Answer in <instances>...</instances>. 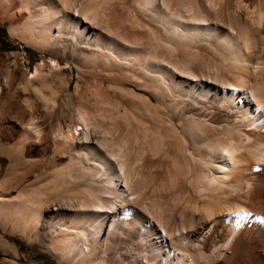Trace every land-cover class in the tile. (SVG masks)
Segmentation results:
<instances>
[{"label": "bare ground", "instance_id": "bare-ground-1", "mask_svg": "<svg viewBox=\"0 0 264 264\" xmlns=\"http://www.w3.org/2000/svg\"><path fill=\"white\" fill-rule=\"evenodd\" d=\"M114 1L115 0H1L0 3L4 9L12 10L8 16H9V19L15 23V26H16L15 28L18 31L17 34L19 35V38L21 37L26 42L31 43V45L35 46L38 49L47 48L49 50L51 49L52 52H55L57 54L65 53L69 56V58L72 57L75 61L79 59L81 60L82 58V60L84 59L88 63L91 61L92 63H94L93 61L97 62L95 60L96 59L95 49H97L98 47L100 48V46L105 47L104 45L110 46L113 43H115L114 45H118L116 43L119 42L120 44L119 47L120 48L123 47V54H124V49H125V53L127 51V54H124L123 55L124 57L120 55L122 57L121 58L118 55L119 52L115 51V53L118 55L116 57H120V59H117L116 57H114L116 54L113 53V57L117 59V61L114 62L113 67L121 72L126 71V73L130 75V77L135 78L132 80L133 83L131 86L120 85V88L124 87L125 90L129 94L136 95L137 97L141 98L143 101L149 103L153 99L151 100L150 99L151 97H149L146 93L141 92V91H136L134 88H140L142 90H149L153 93V90L151 88V83L158 78L156 75L157 73L156 69L157 68L161 69L162 67L159 64V62L148 59L149 56L141 54L140 53L141 49H139L138 46L133 45V44L138 43V40H140L141 36H143L144 34L143 32L145 28L144 21H146L145 23H148V25L152 27L154 26L158 27L159 25L158 22L157 24L155 22V20L158 21V19H155L158 16H156V14H153L156 16L155 18L153 17L154 18L153 21L155 23L151 19L148 20V18H146L147 17L146 15L143 16V17L146 16L145 17L146 20L140 19L142 18L140 15L141 13L138 14L140 15V18H139L140 20H136L134 16L132 17L131 16H121V17L117 16L115 12V2ZM179 1L176 0L177 6H179L178 4L181 3V0ZM225 1L231 2L232 0H225ZM236 1L238 3V1L240 0H236ZM251 1L250 3L253 4L254 2H251ZM168 2L169 0H153L152 2L153 4L151 3V5H153V8L151 7L152 11L156 12L159 9L161 10V8L164 9L166 5H168ZM173 2L176 4L175 1H172V3ZM208 2L209 1L207 0H194V4H192V7H193L192 9H196V13L191 15V18L192 20H194L193 22H194V25H196L195 26L196 28L208 27V21H209L208 19H211L208 17H212L213 15L214 16L216 15V14H213L212 16H208L210 14V11H212L210 10L211 6L209 5ZM260 2L262 1H259L258 5L261 4ZM226 4L227 3H225V5ZM130 5L132 6V4ZM141 5L143 6L144 4L142 3ZM147 5L148 4L144 6H147ZM244 5H247V4H244ZM244 5H241V6L244 7ZM136 6H133V7H136ZM170 7H168V9H172L173 11V8H175L176 6L172 8ZM261 7L264 8L263 5ZM261 7L258 6V9ZM147 8L148 7H146V9ZM211 8H213V6ZM224 8L226 9L227 6H225ZM256 8L254 9V6L253 8H251L254 14L257 13L255 12ZM138 9H137V13L139 12ZM140 9H141L140 12L144 10L143 8H140ZM237 10H233L232 12L230 10V12L232 14L233 12H236ZM245 10L247 11V8ZM145 11H143V14L145 13ZM213 11H214V8H213ZM248 11H250V9ZM248 11L247 12L244 11V12L248 13ZM175 12H177V10ZM178 12L180 13L181 10H179ZM183 12L184 10L182 9L181 14H183ZM223 13L225 14L224 11ZM261 13L262 12L259 13L260 19H261ZM167 14L169 13L167 12L166 15ZM224 14L223 16L225 17ZM237 14L239 15V11ZM241 14L243 15V13ZM248 14H245L244 19H246L245 17ZM166 15L164 17H166ZM232 15H231V18L229 19V20H232V22L230 21L231 24L229 22L228 23L232 27V23L234 22L233 18L235 17V24H233V27H232L233 29L235 25L238 26L239 23L242 25L243 29L241 25L240 27L236 26L237 28H241L242 31L248 29L247 27L249 25L245 23L248 20L247 21L245 20V22L242 21L243 24L241 22L236 24L237 19L238 20L240 19L239 17L236 18L237 16L233 17ZM252 15L253 14L251 15L249 14L248 15L249 17L248 16L247 17L251 20L250 16ZM255 15L256 17L258 16V14H255ZM170 16L172 17V15ZM185 16L187 15H184V17ZM181 17L182 16H180V18ZM256 17L254 19V15H253V20H255V22H256ZM186 18H189V16ZM164 19L167 20L168 18L167 19L164 18ZM221 19L222 18H220L219 20ZM192 20L189 21L187 19L188 22H192ZM176 23H173V24H176ZM180 23L181 22H179V24ZM244 23L247 27L244 26ZM225 26L226 28L228 27V25H225ZM252 26H254L253 28L256 27L254 23ZM157 27H154V28L157 29ZM245 27L247 29H245ZM241 29H236L233 31L241 32ZM255 29H257V27ZM158 31H161V30L158 29ZM158 31H156V33ZM233 31L231 32L233 33ZM250 31L254 33V29H251ZM235 34H239V33L235 32ZM249 34L251 36L254 35V34H251V32ZM241 35H244V33ZM256 35L258 37L256 36L257 38H254V41L256 39L257 40V42L255 41L256 43H259V41L261 43L262 41L259 40L260 38H262L261 36H259L261 34L259 33L258 35L256 33ZM242 37H243L242 39L243 41L242 40L241 41L243 45L247 46L249 44L248 43L249 40L251 39L250 36L248 37L247 34H245ZM31 39H33L35 43H33L34 41L30 42L29 40ZM224 40L225 42L229 43V39H224ZM219 44H220L219 46H221V43ZM262 45L264 46V44ZM237 47L238 46H236V48ZM223 48L224 46L222 44V49ZM252 49L254 50V48ZM227 50L228 49H226V52ZM249 51L251 52V50ZM231 52L234 53V51H231ZM237 52L239 51L237 50ZM257 52L258 51L254 53L257 55L258 54L260 55V53H257ZM240 54L242 53L240 52ZM255 54L252 55L254 58L255 56H257ZM235 57H238V56H235ZM261 60H263V58ZM238 61L239 59L237 60V62ZM250 61H247V64H249L248 62ZM87 62L85 63L87 64ZM242 62L243 63L241 62L240 63L245 64L244 61ZM259 62H262V61L259 60ZM77 65H79V63ZM100 65L97 67H100ZM155 67L157 68L155 69ZM263 67H264V64H263ZM164 69H166V66L164 67ZM240 71L241 70H239V72ZM261 71L262 70L258 72L263 73L264 70L262 72ZM248 72L249 71H247V73ZM234 74L237 75L235 72ZM197 75H195V77H197ZM230 75H232V73H230ZM165 76L166 75L162 77H165ZM172 76L178 82L181 81V82L186 83L187 86H193L195 89L194 88L192 89L195 90V92L194 91L193 92L195 95H197L196 97L208 98L207 95L209 94V92L213 91L212 97H209V99L206 100V102H203L205 100L195 101L196 103L190 105L187 108V110H185L186 112L189 111L190 115L185 114L184 116H180L179 118L175 119L176 121L174 122L173 127L176 133H178L182 138H185L188 145L189 144L191 145V141L193 140H190L189 136L186 135L189 132L188 130H187L188 132H186V129H187L188 122L193 121L195 123L210 125L211 127L215 129L214 132H216V135L218 136L217 138L218 140L215 139L217 140V142H215L216 144H214L211 141L212 144H214L213 151L216 150V152H214L215 154L213 153L214 156H212V157H215L214 158L215 162L214 164H212L213 166L211 167L212 176L215 178L214 179L213 177L211 178L213 180L216 179L215 181L216 182L218 181L219 184L217 185L216 188H211L212 185L210 187H205L206 186L205 185L203 188V184L200 183L202 187L199 186L198 189L202 188V190L200 189L201 191L196 190V189L194 190L193 188L195 187L191 188V193L193 195V203H192L193 210L190 213H187L189 212L187 211V209L184 212H182L183 216H186L189 218V219L188 218L186 219V220H189V225L187 228V226L185 225L183 221L180 223V229L182 230L186 228L187 229L186 233L191 235L190 236L191 239H192V235H194L195 240L199 243V248L196 250V247H195V251L185 256L187 257V259L183 258L181 264H212L216 259H222L228 264H233L234 260L240 255H244L243 257H245V261H246L245 264H264V187L262 186V184L264 183L262 182L264 181V119H262V116L264 117V93L262 92V93L255 94V92H249V95L248 94L246 95L243 92L244 89L243 87H241L242 85L240 86V84L242 83L239 84L237 83L238 81H236V83L231 81L232 83H229V84H219L213 79L212 80L208 79L207 78L208 76L206 78L203 77L200 79H198L199 77L197 79L194 77L195 78L194 79L192 76L189 77L190 75L187 76L186 74L184 75L179 72L175 73ZM200 77L202 76L200 75ZM245 77H242V78H245ZM121 80H122L121 78H118V79L110 78V81H113L116 83H121ZM244 85H248V83ZM181 90L182 89H180V91ZM166 92H164V94ZM94 94L96 96L95 101H99L100 98L103 97V93L97 88H94ZM181 94L183 93L181 92ZM170 96L171 94L169 95V97ZM232 97H235L234 100L236 101L237 105L239 104V106L237 107L242 108L244 112H246L247 109L248 110L250 109L251 111L250 121L246 119L248 122H243L244 120L241 121L240 119H236L235 116L233 115V112H231V109L229 110L228 108H217L216 111L212 110L215 101L217 102L218 100H223V99L226 100L229 98L231 99ZM191 100L193 99L191 98ZM173 101H174V98H173ZM180 101L182 102V99ZM171 102L172 101H170V103ZM231 103L232 102H229L227 107L228 106L230 107ZM14 105H15L14 102L11 103L10 101V103H8L7 105H4V108L0 107V110L5 109L8 106L13 108ZM171 105L172 104H170L169 107H171ZM167 106L168 104L166 105V107ZM203 107L205 109H203ZM175 108L177 109V107L174 106V109ZM179 109L180 108H178V110ZM95 111L96 109L91 107L90 100L88 99L84 100L83 98H80L78 101V108L76 111L77 112L76 118L78 122L77 125H80L79 129L74 126L75 131L69 129L67 133H64L62 132V128L59 126L56 129V132L52 134L51 144L49 145L53 149L55 148L57 153L61 154V156H67V161L76 159V158L81 159L84 162V164L82 165H84V167L88 169L89 172H91L88 178L89 180L88 183H84L82 185L78 184L76 187H74L73 190L68 192V194L66 195L63 194L65 196L60 195V196H56V197H52L48 199L46 198L45 200H41V201L39 200V202H33L31 200L32 196H30L27 198V201H30V203H27V202H23L16 196L8 197V198H4L3 196H1L2 192L5 189L6 184L10 182L9 178H6L2 182H0V225L3 224L4 222H7L8 225H10L11 229H16L17 231H20L21 233H25L26 235H32V236L36 233L37 228L39 230H42L44 237L47 239H50L51 243H54L56 245L55 249H57L61 254L64 255V257L68 259V264H151L148 261L149 258L158 259L156 258L157 257L156 255H155L156 257L153 256L154 252L152 251L153 250L152 247L154 246V244H156L158 248H161L162 251L164 250V256H162L161 258L162 261L160 260L162 264H177L176 261H172L176 257H174L171 260V257H170L171 255H169L170 253L169 247L166 249H162V248L163 246L168 245L166 244L167 239L169 240L173 235H177L178 233L177 231L179 230V227L175 226V230H173L174 229L173 227H171V229H166L164 227V229L160 230L158 227L159 225L156 224V221H154L151 218L152 216L149 218H146L142 212V209H140V206H139L140 198L146 197L149 195V193L147 194V191H146L149 186L154 187L156 185H160V186L165 187L167 186L168 182H172L170 180L168 171L165 169V166H167L166 164L167 161L165 160L163 154L161 156H155L148 142H145L143 145L134 148L135 149L134 152L131 154L130 157H128V159H124L123 161L122 160L116 161L114 158V156L116 155L115 151L113 152V150L111 149L109 150V152L104 150L106 142H111L110 145L111 147H113V144L115 142L114 140L115 138H113L114 137L113 134L107 137H103L101 135L98 138L95 133V129H94L95 115H96ZM170 111L172 112V110ZM246 117H249V116H246ZM173 121L174 120L171 119L170 122H173ZM177 124L178 126L176 127ZM0 126H3V128H7V130L0 129V135L4 134L7 138H11L12 140L11 151H10L11 152L10 158H11L12 163L10 167H19L21 165L18 162L20 161L22 163V161L24 160V159H22V161L19 160L21 159L20 145H22L24 142L32 141V139H35V138L38 140H41L44 136V133L42 130L38 128V121H36L33 118H31L30 120L26 122H23L22 120L20 121L18 118H16V116H14V118L11 119L10 121L0 120ZM200 128L201 127H199V129ZM202 129L204 128H201V131ZM208 137L209 136H207L206 138L208 139ZM214 137L212 139H214ZM206 144L208 146L209 143H206ZM206 144H205V147H207ZM44 147H47L46 143H42V145H40L38 149L41 150ZM208 149L211 150L209 147ZM205 150H207V148ZM194 152H195V149H194ZM207 156H210L211 161H212L211 154ZM16 158L18 159V162L16 161ZM197 160L199 161L198 158ZM200 160L202 161L203 158ZM204 161L205 159L202 161L203 164L207 162V161L206 162ZM49 162H50V159L44 158L40 165L47 166ZM157 163L161 164L159 170L155 168V165ZM79 164L81 165V162H79ZM116 165H117V168H116ZM99 168H101L100 170H102L103 172L102 174L97 173V169ZM207 173H210V171L206 172L205 174ZM140 176H143V180L140 178ZM195 178H196V173L192 171L185 180L182 179L183 181L177 180L173 182H194ZM10 179L13 180L15 178L10 177ZM83 185H84L83 187L84 190L89 192V194H87L88 198L87 199H82L78 197L76 198V196L78 195L74 197V195L76 194V191L82 188ZM188 188H189V185H188ZM166 189L168 191H171V193H177V194H183V195L184 193L189 192L186 185L182 183H173ZM192 190H194V192H192ZM139 192L142 194V196H139L138 194ZM168 194L170 195V193ZM164 198L162 197V199ZM167 201L168 200H166V202ZM158 202L160 201L158 200ZM161 202H165V201H161ZM140 205H141V202H140ZM144 206L145 205L143 204V207ZM160 206H161V203L159 207ZM187 207L189 209V206ZM183 208L184 207H182V209ZM147 210H149V208ZM157 212L159 213V211ZM157 212H154V213L157 214ZM155 214L153 215V217L155 216L156 218L158 215H155ZM163 217H167L166 214ZM158 220H160V218L157 219V221ZM167 220H164V221L166 222ZM155 225H158L156 226L157 228H155ZM205 226H207L208 230L210 231L209 236L207 238H204L205 233L203 234V229ZM161 231L163 232V234H161ZM188 234L187 236H189ZM183 239L184 238H182V240ZM186 239H184L183 241L185 242ZM193 245L191 246L193 247ZM159 250L160 249H158V251ZM205 250L206 251L210 250V253L213 254V257L205 254L204 253ZM190 251H192L191 248H190ZM181 256H183L182 251H181Z\"/></svg>", "mask_w": 264, "mask_h": 264}, {"label": "rangeland", "instance_id": "rangeland-1", "mask_svg": "<svg viewBox=\"0 0 264 264\" xmlns=\"http://www.w3.org/2000/svg\"><path fill=\"white\" fill-rule=\"evenodd\" d=\"M140 1L141 0H115L114 2H115V12L117 16H120V17L121 16H131V17L134 16L136 20H140V19L146 20L145 17L147 16L146 18H148V20L151 19L152 21L154 20L156 16L159 17V18L158 17L155 18V19H158V21L155 20L156 24L157 22L159 24L158 27L154 26V27H157V29L148 25V23H145L146 21H144V26H145L144 31H143L144 34L143 36H141L140 40H138V43L133 44V45L138 46L139 49L142 50V51L140 50L141 54L149 56L148 59L159 62V64L162 67L161 69L155 67V69L157 68L156 70L158 74L156 73V75L158 78L156 77L157 79L153 81L154 83L153 82L151 83V88L153 90V93L149 90H142L140 88H134L136 91L144 92L149 97H151L150 99L151 100L153 99V100L149 103L143 101L141 98L137 97L136 95L129 94L125 90L124 87L120 88V85L131 86L133 83L132 80L135 78L130 77V75L126 73V71L121 72L113 67L114 62H116L117 59H120L121 56L124 57L123 55L127 54V51L125 53V49H124V54H123V47L121 48L119 47L120 46L119 42L116 43L118 45H114L115 43L111 44L112 46L111 45L110 46L112 48L108 45H107L108 46L107 48V46L104 45L106 48L103 46H100V48L98 47L97 49H95V51L98 52L99 54L95 52V56H96L95 60L97 62L93 61L94 63H92V61L88 63L84 59L82 60V58L81 60L79 59L75 61L72 57L69 58L67 54L65 53L57 54L55 52H52L51 49L50 50L47 48L38 49L35 46L31 45V43L26 42L21 37L19 38V35L17 34L18 31L15 28L16 27L15 23L12 20H10L8 16L12 10L4 9L0 3V29L3 28V30H0V107L4 108V105H7L8 103H10V101L11 103L14 102L15 104L13 108L8 106L7 108L0 110V120L10 121L11 119L14 118V116H16V118H18L20 121L22 120L23 122H26L30 120L31 118H33L36 121H38V128L42 130L44 133V136L41 140H38L35 138V139H32V141H27V142H24L22 145H20L21 159L19 160L21 161L22 159L24 160L21 163L20 161L18 162V159L16 158V161L20 163L21 165L19 167H10L12 163L11 158H10L11 142H12L11 138H7L4 134H3L4 136L0 135V182H2L6 178H9V181H10L9 183L6 184L5 189L2 192L1 196H3L4 198L16 196L23 202H27V203H30V201H27V198L32 196L31 200L33 202H39V200L40 201L45 200L46 198L48 199V198H52V197H56L60 195L62 196L63 194L66 195L68 194V192L73 190L74 187H76L78 184L82 185L84 183H88L89 181L88 178L91 172H89L88 169H86L84 165H82L84 164V162L81 159L76 158V159L67 161V156H61V154L57 153L55 148L53 149L51 146H49L51 144L52 134L56 132V129L59 126L62 128V132L64 133H67L69 129L75 131L74 126L79 129L80 125H77L78 122L76 118L78 101L80 98H83L84 100L88 99L90 100L91 107L96 109L94 129H95V133L97 137L99 138L101 135L103 137H107L113 134L114 136L113 138H115L113 147H111L110 145L111 142H106L104 150L108 152L110 149L113 150V152L115 151L116 155L114 156V158L116 161H121V160L123 161L124 159H128V157H130L131 154L134 152L135 150L134 148L143 145L145 142H148L150 144V148L152 149V152L154 153L155 156H161L163 154L165 160L167 161L166 163L167 166H165V169L168 171L170 180L172 182H168L167 186L165 187L160 186V185H156L154 187L149 186L148 189L146 190L147 194L149 193V195L146 196L145 194L146 197L140 198L141 205L139 202V206H140V209H142V212L146 218H149L152 216L151 218L154 221H156V224L159 225V226L155 225V228H157L156 226H158L159 229L162 230L164 229V227L166 229H171V227H173L174 228L173 230H175V226L179 227V230L177 231L178 232L177 235H173L169 239L170 241L167 239L166 244L168 245L163 246L162 249H166L169 247L170 249L169 255H171L170 256L171 260L174 257H176L172 261H176L177 264H181L183 258L187 259V257L185 256L195 251V247H196V250L199 248V243L195 240L194 235H192V239H191L190 237L191 235L186 233V230H187L186 228L182 229L183 231L180 229V223L183 221L185 225L187 226V228L189 225V220H186L188 217L183 216L182 212H184L187 209V211H189L187 213H190L193 210V204H192L193 195L191 193V188L195 187L193 188L194 190L196 189V190L201 191L202 188H200L201 190L198 189L199 186L202 187L200 183L203 184V188L205 185H206L205 187H210L212 185L211 188H216L217 185L219 184L218 181L217 182L215 181L216 179L213 180L215 177L212 176V170H211L212 169L211 167L213 166L212 164H214L215 162V159H214L215 157H212V156H214L215 154L214 152H216V150L213 151V145L216 144L215 142H217L218 136L216 135V132H214L215 129L211 127L210 125L200 124V123H195L193 121H190L187 124L186 132L188 131L189 132L186 135L189 136L190 140H193L191 141V145L194 146L195 147L194 148L190 144L188 145L185 138H182L178 133H176L173 127L174 122L176 121L175 119L179 118L180 116H184L185 114L190 115L189 114L190 112L189 111L186 112L185 110H187V108L190 105L196 103L195 101L205 100L203 102H206V100H208L209 97H212L213 91L209 92V94L207 95L208 98L196 97L197 95L194 94L195 88L193 86H187L186 83L184 82L176 81V79L172 75L179 72L184 75L186 74L187 76L190 75L189 77L192 76L194 78L195 75L198 74L199 76L197 75V77H195L196 79L198 77H199L198 79H200L203 77L206 78L208 76L207 77L208 79H211V80L213 79L219 84H229V83H232L231 81L236 83V81H238L237 83L239 84L242 83L240 84V86L242 85L241 87H243L244 89L243 92L246 95L247 94L249 95V92H255V94L262 93V92L264 93V85H263L264 84V76H263L264 75L263 74L264 73L263 71L264 70V67H263L264 46L262 45L264 44V39H263L264 37L263 36L264 35V27H263L264 26V18H263L264 8L261 7L262 5L264 6L263 4L264 1L259 0V1H262L260 2L262 5L261 4L258 5L259 1L257 0H252V1L251 0H240L241 2L238 1V3L236 0H232L231 2H226L225 0H212V1L207 0L209 1L208 2L209 5L211 7L213 6L214 8V11H213V8L210 7V10H212L213 12L210 11L211 15L209 14L208 16H212L213 14H216V15L215 16L213 15L212 17H208V18H211V19H208L209 21L207 20L208 27H201V28H196L195 27L196 25H194V22H193L194 20H192L191 18V15L196 13V9H192L193 8L192 4H194V0H181V3L178 4L179 6H181L183 3L181 7L177 6L176 0H169L168 5H166L164 9L161 8V10L159 9L158 11H156L158 14L162 11L159 15L155 11H152L153 5H151V3L153 2V0H142L141 2ZM172 1H175L176 4L174 2L173 4ZM250 1L254 2L255 4L253 3L254 4L253 5L252 3H250ZM212 2L213 3L215 2L214 5L216 6H214ZM246 2L252 5L250 6ZM142 3L144 5L146 4L148 5L147 6L143 5L144 6L143 7L141 5ZM225 3L227 4L225 5ZM130 4H132V6ZM136 4L137 6L138 5L139 6L137 7ZM169 4L171 5V7ZM244 4H247V5H244ZM241 5H244V7ZM257 5L261 8L258 9ZM133 6H136V7H133ZM225 6H227L226 8L227 11L224 8ZM253 6H254V9L257 6L256 10L257 9L258 10L257 11L255 10V12H257L255 14H258L257 17L251 10ZM146 7L148 8L150 7L149 8L150 10L148 8L146 9ZM168 7L170 8L175 7V8H173V11H172V9H168ZM140 8H143L144 9L143 11L145 10L146 11L148 10V11L147 12L145 11V13L143 14V11L140 12L141 10ZM236 8L237 9L239 8V9L237 10ZM246 8H247V11L250 9L251 12L248 11V13L250 15L253 14L254 19L256 17L257 23L255 22V20H253V15L250 16L251 20L248 18L249 14L245 13L247 12L245 10ZM137 9L139 11L138 13H137ZM182 9L184 10L183 14H181ZM260 9L263 11H261ZM176 10L177 12H175ZM179 10H181L180 13L178 12ZM230 10L231 12L233 10H237L236 11L237 13L239 11L240 16L236 12H233L234 14L232 13L233 14L232 15ZM223 11L225 12V14L223 13ZM163 12L165 13V15L167 12L169 14H167L166 17H164L165 15ZM240 12L243 13V15ZM260 12H262L261 19L259 15ZM229 13L233 17L234 16H237L236 18L239 17V19L241 20L240 21L237 19L236 24L239 22L243 24L245 20L249 21V22L248 21L245 22L246 24L249 25L248 27L244 23V26L248 28L247 29L245 27V29L247 30H244V31L246 32L242 31L243 27L240 23L238 26L235 25L234 29L232 28L233 24H235V17L233 18L234 22L232 23V27L231 25H229V23L231 24L232 22V20H229L231 18V15ZM138 14H140L142 18H140V15ZM153 14H156V16ZM223 14L225 15V17L223 16ZM245 14H248L245 17L246 19H244ZM144 15L146 16L143 17ZM170 15H172V17ZM184 15H187V16L184 17ZM180 16L182 17L180 18ZM188 16L189 18H186ZM162 17L163 19L164 18L166 19L168 18V19L163 20ZM219 17L222 19L224 17V19L223 20L221 19L222 20L221 21L219 20L220 19ZM187 19L189 21L192 20V22H188ZM252 21L254 25L257 27V29H255L256 27L253 28L254 26H252L253 25ZM179 22L181 23L179 24ZM173 23H176V24H173ZM225 25H228L230 29L228 27L226 28ZM240 25L242 29L237 28V27H240ZM250 27L251 29H254V33L250 31L251 30ZM235 28L241 29V32L235 31L236 33H239V34H235V32L233 31V30H236ZM158 29L161 31H158ZM230 30L233 31V33ZM156 31L158 32L156 33ZM249 31L251 32V34H254L255 36L254 35L251 36L249 34L250 33ZM243 33L244 35L247 34V36L248 37L250 36V38L252 39L251 40L249 38L251 40V41L249 40L248 42L249 46L243 45L242 43L243 41L242 36L244 35H241V34ZM256 33L258 35L259 33L261 34L259 36H261L262 38L260 37H259L260 39L258 38L259 40L262 41L260 43V41L258 40L260 44L256 43L257 42L256 39H255L256 42L254 41V38L258 37ZM232 36L235 38H233ZM224 39H229V43L225 42ZM29 41L33 42L34 40L31 39ZM33 43H35V41ZM219 43H221V46H219L220 45ZM222 44L224 46L223 48L224 51L222 49ZM236 46H238L237 47L238 49L236 48ZM252 48H254V50ZM145 49L146 50L148 49V50L146 51ZM226 49H228L227 52H226ZM237 50L239 52H237ZM249 50H251V52ZM115 51L119 52L118 55L119 56L121 55V56L116 57L118 55L115 53ZM231 51H234V53ZM256 51H258L257 53H260V55L255 54L254 52ZM240 52L242 54H240ZM113 53L116 54V55L114 54L115 55L114 57H116L117 59L113 57ZM238 54H240L241 56ZM254 54L257 55L255 56L256 60L252 56ZM235 56H238V57H235ZM236 58L237 60L239 59L241 63H243L242 61H244L245 64H241L238 61L241 64L240 65L237 62ZM262 58L263 60H261ZM103 60L104 62L105 61L106 62L104 63ZM259 60L262 62H259ZM84 61L87 62V64ZM247 61H250L248 62L249 64H247ZM78 63L79 65H77ZM81 64H83L85 67ZM98 64L99 65L101 64L100 67H97L99 66ZM165 66H166V69H164ZM239 70L241 71L239 72ZM260 70H262L263 73L258 72ZM247 71H249L250 73L249 72L247 73ZM234 72L238 76L235 75ZM230 73H232V75H230ZM254 74L255 75L257 74V75L255 76ZM164 75L166 76L162 77ZM200 75L202 77H200ZM242 77H245V78H242ZM110 78H115V79L121 78L122 80H121V83H116V82L110 81ZM243 79H245L246 81ZM247 83L248 85H244ZM94 88L99 89L103 93V97L100 98L99 101H95L96 96L94 94ZM179 88L182 89L183 91L182 90L180 91ZM160 91L162 92L167 91L166 93L168 94L166 93L164 94V92L162 93ZM181 92L183 94H181ZM170 94L171 96L169 97ZM173 98H174V101H173ZM191 98L193 100H191ZM181 99H182V102L180 101ZM234 99L235 97H232L231 99L229 98L226 100L224 99L218 100L217 102L215 101L212 110L216 111L217 108H228L229 110L231 109V112H233V115L235 116L236 119H240L241 121L244 120L243 122L250 121L251 119L250 109L249 110L247 109L248 112L246 110H245L246 112H244L242 108L237 107L239 106V104L237 105ZM170 101L172 102L170 103ZM228 101L233 103V104L232 103L230 104L232 108L231 106L227 107L229 103ZM165 104L166 105L168 104V106L166 107ZM170 104H172L171 107H169ZM174 106L177 107V109L176 108L174 109ZM204 107L203 109H205ZM178 108L180 109L178 110ZM170 110H172V112ZM246 116H249V117H246ZM171 119H173L174 121L170 122ZM262 119H264L263 116H262ZM177 126L178 124L176 125V127ZM198 126L204 129H202L201 131V128L199 129ZM0 129L7 130V128H3V126H0ZM207 136H209L208 139L210 138L209 141L206 138ZM213 137L214 139H212ZM211 141L214 144H212ZM42 143H46L47 147H44L43 149L39 150L38 147L42 145ZM204 143L205 144L209 143L210 145L208 144L207 146L206 144L207 147H205ZM208 147L212 151L209 150ZM193 148L195 149V152ZM206 148L207 150H205ZM209 154H211L212 161L214 160L213 162L211 161L210 156H207ZM44 158L50 159V162L48 163L47 166L40 165ZM197 158L199 159L200 163L197 160ZM202 158L203 160L205 159L204 162H206L209 159L206 162L207 164L205 163L208 166L202 163L203 160L202 161L200 160ZM79 162H81V165L79 164ZM160 166L161 164L157 163L155 165V168L159 170ZM116 168H117V165H116ZM100 169L101 168L97 169L98 174L103 173L102 170ZM192 171L196 173V178L194 182H173L177 180H180V181L185 180ZM209 171L211 174L210 173H207L209 175L205 174L206 172H209ZM10 177H13L15 179L12 180L10 179ZM211 177H213V179ZM140 178L143 180V176H140ZM173 183L185 184L189 192L184 193V195L177 194V193H171V191H168L166 188L169 187ZM195 184L197 187L195 186ZM188 185H189V188H188ZM262 186L264 187V183L262 184ZM83 187L84 185L82 186V188L76 191V194L74 195V197L78 195L76 196V198L77 197L82 198V199L88 198L87 194H89V192L84 190ZM194 190H192V192H194ZM168 193H170V195ZM138 194L139 196H142L140 192ZM162 197L163 198L165 197V198L162 199ZM158 200L160 202H158ZM166 200L168 201L166 202ZM161 201H165V202H161ZM142 203L145 205L144 207ZM160 203H161V206L159 207ZM167 204L169 207L167 206ZM187 206H189V209ZM182 207L184 208L182 209ZM148 208L150 212L149 210H147ZM157 211H159V213ZM163 211L167 217H163L165 216ZM154 212H157V214H155ZM154 214L158 215L156 218L157 219L160 218V220L163 223L165 222L164 220H167V219L169 223L166 221L163 224L160 220H158L159 221L158 222L155 216L153 217ZM204 229H203V234L205 233L204 238H207L209 236L210 231L208 230L207 226H205ZM184 231L186 234L184 233ZM36 233L33 236L26 235L25 233H21L20 231H17L16 229H11L10 225H8L7 222H4L3 224H1L0 225V239H1L0 240V264H68V259L64 257V255L61 254L57 249H55L56 245L54 243H51L50 239H47L44 237L42 230H39L37 228ZM161 234H163L162 231H161ZM187 234L189 236H187ZM184 236H186L187 239ZM182 238L186 239L185 242L183 241L184 239L182 240ZM187 241H189L190 243ZM187 245L188 246L190 245V246L188 247ZM191 245H193V247ZM190 248L192 249V251H190ZM152 249H153L152 251L154 252L153 256L156 255L157 257L156 256L155 257L158 259L149 258L148 261L151 264H159V263L162 264L161 258L162 256H164V250L162 251L161 248H158V246H156V244H154ZM158 249L160 250L158 251ZM181 251L183 252V256H181ZM204 253L213 257V254L210 253V250H207V251L205 250ZM243 256L244 255L238 256L234 260L233 264H243V263L245 264L246 261H245V257ZM212 264H228V263H226L222 259H216Z\"/></svg>", "mask_w": 264, "mask_h": 264}, {"label": "trees", "instance_id": "trees-1", "mask_svg": "<svg viewBox=\"0 0 264 264\" xmlns=\"http://www.w3.org/2000/svg\"><path fill=\"white\" fill-rule=\"evenodd\" d=\"M0 30H3V28H1Z\"/></svg>", "mask_w": 264, "mask_h": 264}]
</instances>
